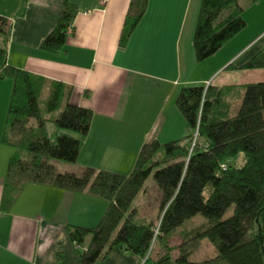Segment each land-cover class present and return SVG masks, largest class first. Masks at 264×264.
<instances>
[{"label": "trees", "instance_id": "16d2710c", "mask_svg": "<svg viewBox=\"0 0 264 264\" xmlns=\"http://www.w3.org/2000/svg\"><path fill=\"white\" fill-rule=\"evenodd\" d=\"M148 1L131 0L119 48L126 46ZM75 15L74 5L66 3L40 50L50 54L61 51ZM242 16L238 0H201L192 40L196 63L214 56L245 29ZM7 28V20L0 16V35H5ZM242 69L264 70V48ZM0 78L12 81L1 143L14 150L3 182L2 212H9L29 185L104 200L107 207L96 227L67 229L77 248L89 238L78 264H96L114 249L138 257L142 264H264V82L183 87L175 106L185 121L187 135L164 144L154 140L145 143L131 173L120 175L90 167L78 174L57 172L51 160L76 163L89 132L91 111L67 100L63 104L61 84L7 66L2 48ZM41 100L46 101L43 112ZM230 100H240L235 115H231ZM54 113L58 115L54 117ZM47 124L53 126L52 132L47 131ZM239 155L244 163L237 168ZM152 173L160 193L159 214L155 220L135 223L137 210H131V204ZM229 209L231 216L223 219ZM196 216L206 220L200 230H184L185 223ZM176 238L180 242L172 246ZM156 241L161 249L151 260ZM203 241L216 255L192 260Z\"/></svg>", "mask_w": 264, "mask_h": 264}, {"label": "crops", "instance_id": "0c3cea01", "mask_svg": "<svg viewBox=\"0 0 264 264\" xmlns=\"http://www.w3.org/2000/svg\"><path fill=\"white\" fill-rule=\"evenodd\" d=\"M131 0H0L7 20L0 48L7 66L64 87V101L92 113L89 132L76 163L54 162L59 173L90 167L131 173L142 146L183 139L186 124L175 106L183 87L240 75L264 48V0L245 3V29L214 56L196 63L192 40L201 0H149L146 12L119 48ZM66 3L76 9L72 32L55 54L40 50ZM264 73V70H262ZM242 82V81H241ZM12 81L0 78V202L13 148L1 143ZM68 92V93H67ZM47 131L53 126L47 124ZM62 163V164H60ZM107 204L86 193L29 185L9 212L0 210V264H78L81 249L69 240L71 227L94 228ZM83 249V250H82ZM138 257L112 250L96 264H142Z\"/></svg>", "mask_w": 264, "mask_h": 264}, {"label": "rangeland", "instance_id": "374dc122", "mask_svg": "<svg viewBox=\"0 0 264 264\" xmlns=\"http://www.w3.org/2000/svg\"><path fill=\"white\" fill-rule=\"evenodd\" d=\"M247 0H238L239 6L243 9V15L245 14V3ZM243 17V16H242ZM244 20V19H243ZM245 21V20H244ZM226 75H222L221 77H218L213 84L220 85L221 81L224 80L228 84H236L238 83H245V84H252V83H262L264 82V73L262 70H255V71H249L245 70L244 73H241L240 75H235L232 80V76L230 75L228 79H225ZM242 81V82H241ZM210 84H203L201 86L208 87ZM231 104V115H235V112L238 110L240 105V100H230ZM40 110L43 112L46 108V101L41 100L40 101ZM58 113H54L53 116H57ZM187 135V134H186ZM50 163H54L53 160L50 161ZM243 158L242 155H239L236 162L235 167L240 168L243 166ZM62 164V163H60ZM154 173V172H153ZM149 177L147 182L145 183V186L143 190L139 193L137 198L133 201L131 204L130 209H136L137 210V217L135 219V223H140L144 219L148 220H155L156 217L159 214V207H160V193L157 185L152 180V176ZM206 196V194H205ZM232 214V209H229L225 215L223 216V219H226L230 217ZM206 222L204 218L201 216H196L192 218L190 221H187L183 227L184 230L192 231V230H200L201 226ZM180 242L179 238H176L171 241L172 246L178 245ZM208 242L203 241L202 248L199 252L194 254L192 257V260L194 261H203L206 259H210L216 255V251L212 247H207ZM161 249V244L159 241H156L155 245L152 247L150 251V259L155 260L158 256V253ZM173 255L176 256L174 253ZM225 264V263H222Z\"/></svg>", "mask_w": 264, "mask_h": 264}, {"label": "built area", "instance_id": "2783aa9c", "mask_svg": "<svg viewBox=\"0 0 264 264\" xmlns=\"http://www.w3.org/2000/svg\"><path fill=\"white\" fill-rule=\"evenodd\" d=\"M71 32H72V29H71V28H68L66 34H67V35H70ZM207 85H208V84H207ZM196 135H197V133H195V137H196Z\"/></svg>", "mask_w": 264, "mask_h": 264}]
</instances>
